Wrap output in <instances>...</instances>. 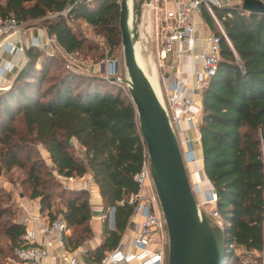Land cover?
<instances>
[{"label": "trees", "instance_id": "obj_1", "mask_svg": "<svg viewBox=\"0 0 264 264\" xmlns=\"http://www.w3.org/2000/svg\"><path fill=\"white\" fill-rule=\"evenodd\" d=\"M214 7L213 13L230 42L221 38L215 73L200 91L196 124L201 168L215 194L214 209L224 237L221 264H262L264 238V14L240 8L242 0ZM264 3V0H261ZM68 4L71 8L59 14ZM56 13L54 17L44 16ZM40 21V26L65 54L93 53L95 60L119 51L117 0H0V20ZM208 27L211 17L201 12ZM83 22L103 40L105 54L74 29ZM214 32H216L214 28ZM27 64L11 83L0 88V175L12 169L23 177L38 213L62 219L68 251L92 235L86 189L61 188L54 175H88L96 186L103 217L100 241L84 251L83 261L98 262L119 241L132 213L128 202L137 188L144 144L134 108L126 92L113 81L66 66L62 56L41 47L24 49ZM91 58V56L89 57ZM20 119V126H16ZM82 150L73 152V144ZM47 154L50 168L38 157ZM57 191V192H56ZM61 207L54 206V201ZM10 194L0 188V264L13 258L25 226L14 219ZM112 209L113 228L107 210ZM5 239L6 243L1 244ZM166 264V242L164 260Z\"/></svg>", "mask_w": 264, "mask_h": 264}, {"label": "built area", "instance_id": "obj_2", "mask_svg": "<svg viewBox=\"0 0 264 264\" xmlns=\"http://www.w3.org/2000/svg\"><path fill=\"white\" fill-rule=\"evenodd\" d=\"M89 1V0H85ZM153 20V52L159 74L162 95L175 129L185 165L193 158L191 146L196 141L181 131L180 121H185L189 129L196 128L200 105L186 94L200 93L206 80L216 70L219 42L222 38L230 47L220 22L216 19L213 8L222 7L227 0H150ZM72 4H68L59 14H65ZM205 11L212 19L216 32L206 28L202 46L196 47L200 39L196 33V21ZM51 13L44 18L54 17ZM26 22H17L13 17L0 20V52L11 55L23 53L27 46L42 47L37 37H31L28 43H21ZM53 46V39L46 37L45 44ZM52 43V44H51ZM188 57L191 80L182 81L183 59ZM115 65L117 61H110ZM12 64L3 60L0 63V83L5 84L3 75L10 71ZM139 170L133 175L136 192L129 197L132 213L127 225L114 248L105 251L98 262L82 261L79 263L75 254L66 250L64 236L68 226L62 219L49 220L40 214H26L19 222L25 226L20 243L13 250L14 264H163L165 227L160 215L157 199L150 180L146 153L142 155ZM67 184L77 177H60ZM191 188L199 207L219 226L218 215L214 209L215 194L212 190L201 192L197 184ZM202 195V197H201ZM44 218L43 220L41 219ZM33 225V226H32ZM56 251L57 255L53 254ZM81 251V250H80ZM84 252V250H82ZM264 264V238L261 251Z\"/></svg>", "mask_w": 264, "mask_h": 264}, {"label": "water", "instance_id": "obj_3", "mask_svg": "<svg viewBox=\"0 0 264 264\" xmlns=\"http://www.w3.org/2000/svg\"><path fill=\"white\" fill-rule=\"evenodd\" d=\"M117 4L122 76L110 80L124 85L134 108L165 227L166 264H221L225 250L223 231L197 204L162 95L153 52L151 2L117 0ZM240 8L264 14L261 0H242ZM26 64L25 60L19 70Z\"/></svg>", "mask_w": 264, "mask_h": 264}, {"label": "rangeland", "instance_id": "obj_4", "mask_svg": "<svg viewBox=\"0 0 264 264\" xmlns=\"http://www.w3.org/2000/svg\"><path fill=\"white\" fill-rule=\"evenodd\" d=\"M235 1L233 0H227V4L226 5H230L233 4ZM240 4V2L238 3ZM199 22L202 23L203 28H208L210 29L212 32L214 31V27L210 28L208 27L207 23L203 20V17H199ZM36 25H40V21L37 20L36 21ZM31 22H26L25 24V28L29 27L28 25H30ZM196 24L199 25L198 20L196 21ZM74 29H76L82 37H84L90 44L91 46L95 47L96 50L94 51V55L98 54L99 52H103V54H105L106 50L104 48V44H103V40L102 37L98 34H96L91 28H89L87 25H85L83 22H77L73 25ZM52 44V43H51ZM53 45H54V41H53ZM43 52L47 55H58V56H62L64 62L66 63V66L70 67H76L78 69H80L82 72L90 74V75H94V76H98V77H102L107 81H111L110 78L112 77H121L122 76V68H121V50H120V44H119V51H115L112 55L111 58H106L104 57L101 60H95V58L92 57L93 53H89L87 54L86 57H83L82 54H65L62 52V50L55 45L54 46H50L49 44H46L45 46H43L42 48ZM91 56V58H89ZM110 61H117V63H115V65L111 64ZM102 65V68L104 69L103 72L99 71V65ZM13 79V78H12ZM12 79L8 82H6V84H1L0 83V88L6 87L8 86ZM117 85L121 86V88L125 91L124 85L120 82H114ZM126 92V91H125ZM16 126L19 127L20 126V119H17L16 122ZM73 142V140L71 141ZM36 150L38 152V157L41 160V162L47 166V168H50V161L47 157V154L45 153L44 149L37 144L36 145ZM73 152L79 156L82 155V150L79 149L78 147H76L75 145H73ZM189 164H191V166L195 167L197 162L192 160V162H190ZM23 175L22 173H20L18 170L12 169L9 172H5L2 173L0 175V188H2L3 190H6L7 192H9L10 194V201H9V206L11 207V209H14V219L19 221L20 217L22 216V208L20 207V203H25L28 202L30 203V206L35 209L37 208L38 211V199H30L28 194V187L25 183L20 184V178H22ZM55 179L60 183L61 188H68L70 187L68 184H64L57 175H54ZM82 178H88L87 175L81 176ZM85 180V179H84ZM86 183H89L88 180H85ZM194 184V183H191ZM74 187V186H73ZM199 191H201V187L199 186ZM88 192V200H89V205L90 208H97L100 210V218L101 219L103 217L102 212H101V202L95 201L98 199V195H96L95 191H92V188L88 187L87 189ZM57 192V191H56ZM54 206L56 207H61L60 202L55 200L54 201ZM0 206H6L5 202H0ZM108 213V227H110V214H111V209L107 210ZM96 219H93L92 222H90L91 225V229H92V235L86 239L79 247H81V249L83 250H89V249H93L100 241V235H99V230H98V224H97ZM70 232V230H69ZM67 235V234H66ZM6 240L3 239L1 240V244H5ZM68 250V249H66ZM71 251V250H70ZM53 254L57 255L56 251H53ZM82 254V253H81ZM80 261V260H79ZM15 259L14 258H9L6 260L5 264H14ZM55 264H58V261H55ZM63 264V263H62Z\"/></svg>", "mask_w": 264, "mask_h": 264}, {"label": "crops", "instance_id": "obj_5", "mask_svg": "<svg viewBox=\"0 0 264 264\" xmlns=\"http://www.w3.org/2000/svg\"><path fill=\"white\" fill-rule=\"evenodd\" d=\"M37 20L31 21L30 25H28L29 27L25 28L24 34L21 37V43L27 44L29 38H31V37H36L37 38L38 37L39 40L43 43V46L46 45L45 44V40H46V37H48V35L46 34L44 29L40 25H36V23H37L36 21ZM199 21L200 20L198 18L199 25L196 24V27H195L197 36L200 39V41L196 45V47L198 49L202 46V41L201 40H202V38L205 35V28H203L202 23H200ZM43 46L41 48H43ZM3 60L9 61L12 64L11 70L5 72L4 75H3V81L6 84V82L10 81L15 76L16 72L20 69L22 64L25 62V58H24V54L23 53L17 54V55L14 56V55L8 54L6 52H0V63ZM188 61H189L188 57H185L183 59V64H182L183 72L180 75V78L182 79V81L191 80V78H192V76L189 74L190 66L188 64ZM98 68H99L100 72L104 71L103 68H100V65H99ZM186 94L188 96H191L193 98V100L196 102L197 105H200V93L191 94L189 90H186ZM197 122H198V119L196 121V124H197ZM179 125H180L181 131L186 132V134H187V136L189 138H191V139L196 141V144H192L191 149H192L194 161H196L197 164H196L195 167L191 166V164L187 165V167H186L189 181L191 183L197 184L198 188L200 186L201 187V192H206L208 190H211V186H210L209 182L206 180V178L204 177L203 172H202V168H201V151H200V148L198 146V133H197V130H196V128L189 129L187 123L185 121H183V120L180 121ZM72 144L75 145L74 142H72ZM87 177L88 178L77 177V178H75V180L73 182H70V183L68 182L67 184L69 186L71 185L68 188H75V189L83 188V189H87L88 187H90V188H92V191H95L96 195H98L96 186L93 184L91 178L88 175H87ZM84 179L85 180L87 179L89 183H86V181ZM201 197H202V195H201ZM95 201L100 202L99 197ZM19 205L22 208V212H23L22 216H24L26 214H31V215L39 214L38 211H37V208L33 209L30 206V203H28V202H25L24 204L20 203ZM91 211H92L91 222L93 221V219L98 220L97 224H98V230H99V223H100V219H99L100 218V214L99 213H100V210L97 209V208H91ZM39 216H41V215H39ZM41 219L43 220L44 218L41 217ZM68 234H69V228H68V231H67V235ZM82 250L83 249H81V247H78L77 249L71 251V253L75 254V256L77 258V261L79 263H81L83 261L82 254L84 252ZM86 250H84V251H86ZM58 264H60V263H58Z\"/></svg>", "mask_w": 264, "mask_h": 264}]
</instances>
